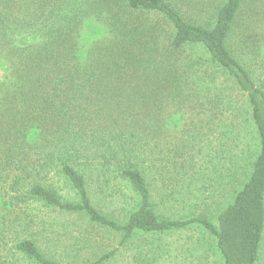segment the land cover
Returning a JSON list of instances; mask_svg holds the SVG:
<instances>
[{
    "label": "trees",
    "instance_id": "1",
    "mask_svg": "<svg viewBox=\"0 0 264 264\" xmlns=\"http://www.w3.org/2000/svg\"><path fill=\"white\" fill-rule=\"evenodd\" d=\"M0 65V264H118L124 252L156 264L150 239L192 227L215 238L221 264L260 263L264 0H0ZM225 91L247 99L252 172L215 220L167 218L173 182L197 168L177 125L209 97L213 118L230 112ZM121 184L130 203L109 206ZM43 210L90 232L60 242ZM94 229L116 246L99 249Z\"/></svg>",
    "mask_w": 264,
    "mask_h": 264
},
{
    "label": "rangeland",
    "instance_id": "2",
    "mask_svg": "<svg viewBox=\"0 0 264 264\" xmlns=\"http://www.w3.org/2000/svg\"><path fill=\"white\" fill-rule=\"evenodd\" d=\"M6 79V70L0 65V82ZM256 81L261 85L264 81V71L256 74ZM223 82L219 79L214 86L223 89L225 87ZM214 94L210 95L211 100H214ZM231 94L225 91V96H228L226 100H231L225 103L226 107L231 108L230 112H217L213 118L211 114L215 103H210L212 101H208L211 98L209 97L204 100L205 106L200 112L198 110V114L190 112L184 121L177 125L176 130L182 131L176 133L177 140L188 138V144L195 146L186 157L193 159L197 168L190 171L185 182H173L172 187L177 189L175 199L158 209L165 217L179 219L191 214H207L211 220H215L232 202L237 191L250 176L256 157L257 134L247 99ZM189 186L192 187L187 189ZM114 188L120 193V199L116 202L115 198L109 199L111 201L109 206L119 202L130 203L132 192L126 185H115ZM41 215L46 223L53 225L55 236L68 244L78 242L79 240H76L80 237L81 231L90 232L85 220L61 216L48 210L41 211ZM97 231L94 229L93 233L97 235L96 240L101 246L99 249L111 250L116 246L118 242L116 238ZM150 240L155 246H161L157 248L163 253L156 264H221L215 238L201 228L192 227L182 232L154 236ZM43 246L45 248L42 244V249ZM261 253L259 264H264V240ZM90 256L86 251L82 253L78 262ZM118 264H129L126 252L118 259Z\"/></svg>",
    "mask_w": 264,
    "mask_h": 264
}]
</instances>
